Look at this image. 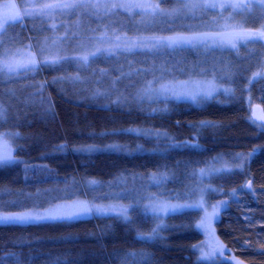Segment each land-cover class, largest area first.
<instances>
[{"label": "trees", "instance_id": "16d2710c", "mask_svg": "<svg viewBox=\"0 0 264 264\" xmlns=\"http://www.w3.org/2000/svg\"><path fill=\"white\" fill-rule=\"evenodd\" d=\"M162 5L178 4L162 0ZM10 13L21 17L18 10ZM193 20L189 14L167 19L164 29L150 34L191 33L187 26ZM52 31L45 21L35 30L26 18L9 25L3 40L34 45L54 36ZM147 70L176 79L214 77L233 84L235 92L200 104L159 99L142 106L102 105L80 97L87 86L71 79L100 71L114 78ZM263 70L264 44L257 41L235 49L193 44L122 50L92 58L87 71L70 61L43 66L27 77H0V101L9 113L0 120V133L16 134V160L0 164V203L16 197L59 202L80 196L133 205L128 220L89 213L72 220L0 224L4 264H17L7 257L10 252L19 256V264H264V124L252 118L253 105L264 110V76L253 80ZM114 144L120 149L70 150ZM222 158L232 167L201 180L199 171ZM198 186L205 187L209 202L227 203L214 231L231 256L216 262L198 258L200 209L158 217L142 208L149 197L190 201ZM6 209L18 212L20 205Z\"/></svg>", "mask_w": 264, "mask_h": 264}, {"label": "rangeland", "instance_id": "374dc122", "mask_svg": "<svg viewBox=\"0 0 264 264\" xmlns=\"http://www.w3.org/2000/svg\"><path fill=\"white\" fill-rule=\"evenodd\" d=\"M91 4H98L99 7H79L75 10L68 11L64 9H55L50 15H32L25 16V12L36 13L40 8L47 4L59 3H80V0H0V27L4 26V21L8 18L17 17L13 12L18 10L21 12L23 20L30 19L31 24L35 30L40 27V21L47 22V25L55 31L54 36L50 38L41 37L34 45L24 44L22 46L8 45L3 40L6 38L4 32L0 35L3 47L0 48V60L5 58L10 61L26 64L33 57L37 61L41 59L40 49L43 48V58L52 59L57 56H89L88 63L81 65L79 61H75L79 66L83 67L85 71L89 69L90 60L98 56H109L120 53L122 50L129 48L136 50L153 49V45L161 47L158 44L162 38H170L171 40L192 39L195 44V39L209 38L208 43L231 41L240 46L238 37L243 33L256 32L264 30V21L260 23L251 22L253 17L258 16L262 9L255 6V0H191L192 3L206 4V3H249L253 2L251 15L234 13L232 9H218V8H201L197 7L191 10L185 9V14L197 19L193 20L187 27L191 33L177 32L173 36L161 37L150 34L164 29L167 19H183V15L179 17L167 15H152L151 9L155 6L164 9L162 0H87ZM143 5L142 9L137 8H122L112 5ZM176 7H179L177 5ZM175 7V8H176ZM165 9V10H171ZM126 12L131 15L129 17L122 15ZM184 14V15H185ZM246 18L249 22L245 23ZM37 22H35V21ZM183 23V21H181ZM151 24V27H150ZM56 27L53 28L52 26ZM183 28V27H182ZM52 31V33H54ZM9 35V34H8ZM63 38V39H61ZM256 41H251L257 42ZM248 42L247 44L251 43ZM264 44V41H259ZM186 46V45H185ZM218 48H232L230 46H212ZM211 48V47H210ZM97 49L113 50L102 51L95 56L91 53L96 52ZM128 51V50H127ZM6 53V55H5ZM109 71L99 72L90 75H84L80 80L83 87L87 86V94L80 95V97L91 99L94 102L102 105H134L142 106L144 103H149L159 99H170L178 101H189L195 104H200L205 100L219 97L221 95H231L235 92L233 84L224 83L214 77L200 78V79H176L165 77L154 73L153 71H145L141 75L134 72H126L120 74L118 77H109ZM36 72H25L21 69L17 74L9 76L5 74L6 78L18 79L23 76L34 75ZM154 73V74H153ZM151 74H153L151 76ZM137 75V76H136ZM264 76V70L257 73L253 80ZM136 76V79L134 78ZM99 92L101 94L97 95ZM79 93V92H78ZM211 93V95H206ZM79 95V94H78ZM77 95V96H78ZM195 96L193 100L191 97ZM16 106L21 105V101L15 103ZM0 105L6 110V118L8 117L7 106L0 101ZM13 108H16L13 106ZM14 110V109H13ZM136 132H142L137 129ZM148 134L149 133H145ZM16 134L11 131L0 133V161L10 159L16 160L13 155L15 149L14 136ZM115 145V144H114ZM93 145H83L79 147H72L70 150H77L78 152H97L114 149L105 147L102 149ZM110 146V145H108ZM122 148V147H121ZM120 149V146L115 148ZM241 159H244L242 154H238ZM240 159V160H241ZM232 167L229 160L221 159L215 164L201 169L198 176L202 179L208 177L214 172L221 171ZM89 184V183H88ZM93 185V184H92ZM206 189L204 186H198L196 189L195 199L190 201H175L157 197H149V199L142 205V208L158 217H165L172 213H178L185 210L200 209L202 211V218L199 223V229L203 233V239L196 245L199 260L207 262H216L219 259L228 258L231 256L227 247L221 243L215 235L214 224L218 219L221 211L227 207L225 201L209 202L205 196ZM51 196H54L55 191L50 190ZM39 196V195H38ZM45 199V198H44ZM42 199H33L31 197H16L10 199H3L0 203V216L13 214H40L46 215L49 212L63 208L65 206L75 205L77 203H85L87 206H95L104 211H93L92 213H110L118 215L123 220H128L129 212L133 207L132 204H127L123 201H107L100 199H87L77 196L70 200L53 202L51 199L46 201ZM20 205L18 212H8L6 208L9 206ZM161 207L164 211H160ZM171 207H177L176 212L168 211ZM126 210V212H125ZM123 213V214H122ZM237 264H244L237 262Z\"/></svg>", "mask_w": 264, "mask_h": 264}, {"label": "snow or ice", "instance_id": "6c2138e0", "mask_svg": "<svg viewBox=\"0 0 264 264\" xmlns=\"http://www.w3.org/2000/svg\"><path fill=\"white\" fill-rule=\"evenodd\" d=\"M164 2H168V0H164ZM175 2L179 5V7L173 8L170 11L161 9L159 6H155L151 9L152 15H167V16H174L179 17L185 14L184 10L188 9H194L197 7L201 8H218V9H225L230 8L233 10L234 13L238 14H247L251 15V9L253 8V2L249 3H206V4H198V3H192L191 0H175ZM23 3V0H22ZM255 6L258 8H261L262 11L258 16L253 17L252 21L253 23H260L261 21H264V0H255ZM79 7H99L98 4H89L87 0H80V3H59V4H47L44 5L42 8L38 10L36 13L31 12H25V16H32V15H50L51 12L55 9H64L68 10L69 12L72 10H75ZM113 8L115 7H122V8H137L142 9L143 5H112ZM249 22L246 18L245 23ZM17 23L23 24V17L20 18H8L4 21V26L0 27V35H2L7 27L9 25H15ZM53 28L56 26L53 25ZM264 27V26H262ZM63 39V38H61ZM207 37L204 39H195V44L204 46V47H212V46H230L233 49H235L236 45L232 43L231 41H219V42H213V44L208 43ZM239 42L242 44H247L251 41H264V30L256 31V32H248L243 33L239 37ZM159 46L161 47H182L185 45L193 46L194 41L192 39H179V40H171L170 38H162L160 41H158ZM3 47L2 41H0V48ZM157 47V45H153V48ZM128 51H132L133 49L129 48ZM102 51H113V50H104V49H97L96 52L91 53V56L97 55V53H100ZM41 52V59L39 61L36 60L35 57H33L28 63L26 64H20L13 61H10V59L5 58L3 60H0V77L7 74L9 76L17 74L21 69H23L26 73L27 72H36L41 69L43 66H55L60 65L64 62H70V61H79L81 65H86L89 60V56H74V57H68V56H57L52 59H45L43 58V52L44 49H40ZM6 55V53H5ZM73 81H80L82 80L81 77L76 76L71 78ZM97 95L101 94L99 92L96 93ZM206 95H211V93H207ZM193 100L196 99L195 96L191 97ZM6 110L3 108L2 105H0V120H3L6 118L5 116ZM128 131H137L136 129H128ZM64 146L61 145L60 148L62 149ZM95 146H89V148H94ZM110 148H117V145H110L107 146ZM10 159H5L4 161H0V164H8L12 163ZM95 183V182H93ZM93 211H99L102 212L104 209L96 208L95 206L89 207L87 204L81 202L77 203L75 205L71 206H65L63 208H57L51 212H49L46 215H40V214H13V215H2L0 216V224L8 225V224H20V223H27V222H33V221H46V220H72L80 215H85L92 213ZM160 211H164V209L161 207ZM170 212H176L177 207H171L168 209ZM126 212V210H125ZM123 214V213H122ZM159 227V225L157 226ZM156 230L153 229V234H155ZM130 256H135V253H129ZM7 257H12L16 259L17 264H19V256H17L15 253H8ZM5 256L0 255V264H4ZM146 258V257H145Z\"/></svg>", "mask_w": 264, "mask_h": 264}, {"label": "water", "instance_id": "95a60500", "mask_svg": "<svg viewBox=\"0 0 264 264\" xmlns=\"http://www.w3.org/2000/svg\"><path fill=\"white\" fill-rule=\"evenodd\" d=\"M252 118L259 123L264 124V110L261 105L255 104L252 107ZM247 188H250V183L247 184Z\"/></svg>", "mask_w": 264, "mask_h": 264}]
</instances>
